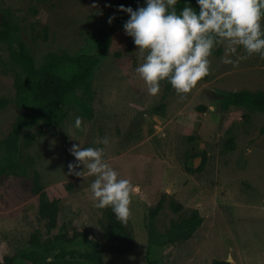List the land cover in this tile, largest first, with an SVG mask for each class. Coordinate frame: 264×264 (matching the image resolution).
Returning a JSON list of instances; mask_svg holds the SVG:
<instances>
[{
    "label": "rangeland",
    "instance_id": "1",
    "mask_svg": "<svg viewBox=\"0 0 264 264\" xmlns=\"http://www.w3.org/2000/svg\"><path fill=\"white\" fill-rule=\"evenodd\" d=\"M122 0H0V27L9 24L38 64L52 53L96 59L87 99L93 117H84L69 100L67 117L26 145L21 161L34 159L28 175L0 178V262L29 246L38 232L52 238L65 226V257L45 264H264V113L237 106L224 108L223 92H264V59L253 55L237 66L222 63L225 45L213 49L209 75L181 100L160 84L150 95L135 69L143 58L124 30L108 46L97 33L118 12ZM96 7H92L93 5ZM199 12L196 0L189 3ZM264 27V20H262ZM244 55L242 48L229 58ZM15 67L9 45L0 43V140L22 112L14 87ZM77 116L81 129H75ZM35 127L31 132L38 133ZM108 137V145L95 140ZM233 139V148L228 142ZM73 144L102 147L105 159L130 180V216L124 223L133 238L125 251L102 248L104 209L94 206L89 191L94 177L68 174ZM201 171H195L202 158ZM1 161V150H0ZM33 170L49 200H60L57 227L40 218L39 196L32 191ZM83 170V166L74 171ZM86 171V169H85ZM162 201L154 215L153 210ZM172 203L180 205L176 210ZM198 210L201 225L176 243L157 244L151 237ZM154 239V238H153ZM13 264H31L17 259Z\"/></svg>",
    "mask_w": 264,
    "mask_h": 264
},
{
    "label": "trees",
    "instance_id": "2",
    "mask_svg": "<svg viewBox=\"0 0 264 264\" xmlns=\"http://www.w3.org/2000/svg\"><path fill=\"white\" fill-rule=\"evenodd\" d=\"M193 0H178L177 12ZM122 6L131 7L136 10L138 7L146 6V0H122ZM112 17V23L106 20L103 28L97 33V41L101 46H108L112 36L123 29V24L129 19L125 12L118 11ZM0 43L9 45L12 61L15 67L14 87L22 112L11 124L7 135L0 140L1 161L0 178L9 173L28 175L34 159L27 158V165L21 161V143L28 145L38 136L54 125L60 124L67 117V105L69 100L86 118L93 117L92 108L87 97H92L91 82L96 65V59L91 56L72 55L68 52L52 53L45 56L42 63L38 64L28 50L26 44L20 39L18 33L9 24H2L0 27ZM161 83L168 87L167 81ZM221 102L224 108L231 105L251 111L264 113V92L240 90L236 92H223ZM6 99L0 100V108L7 105ZM35 127L39 128L38 133L31 132ZM264 134V127L261 129ZM233 148V139L228 140ZM205 163L202 158L200 165L194 169L201 171ZM33 193L39 196L38 212L40 218L47 221L50 230L57 227V218L60 211V200L47 198L43 185L40 182V175L33 170ZM173 208L180 209V205L173 204ZM162 207V201L152 211L155 215ZM105 221L102 222V248L107 253H119L125 251L133 242V238L124 223L118 221L112 212L111 207L105 208ZM202 218L198 210L178 221L173 222L164 233H156L151 237L157 244L176 243L189 239L195 230L201 225ZM65 226L49 239H42L38 232H34L29 239V246L18 251L14 256L4 257V263L13 264L21 259L31 264H45L48 257L64 258L66 253L64 245L73 240L68 238ZM154 238V239H153ZM211 264H230L227 260L215 259Z\"/></svg>",
    "mask_w": 264,
    "mask_h": 264
},
{
    "label": "clouds",
    "instance_id": "3",
    "mask_svg": "<svg viewBox=\"0 0 264 264\" xmlns=\"http://www.w3.org/2000/svg\"><path fill=\"white\" fill-rule=\"evenodd\" d=\"M178 0H146V6L133 10L120 6L129 19L123 24L125 34L133 39L143 62L135 69L150 95H157L162 81H167L181 100L197 83L209 75L213 49L225 45L222 63L237 66L240 60L258 55L264 59V0H196L197 13L185 5L179 13ZM92 7H96L94 4ZM115 17H110L111 24ZM242 48L244 55L235 61L230 56ZM82 117L75 118L74 128L81 129ZM108 145V137L95 140ZM76 164L69 163L68 174L94 177L89 191L98 209L111 207L116 219L126 223L130 216V180L119 178L105 159L102 147L69 149ZM83 166L76 172L75 168ZM86 169V171H85ZM51 261V257L48 258Z\"/></svg>",
    "mask_w": 264,
    "mask_h": 264
},
{
    "label": "water",
    "instance_id": "4",
    "mask_svg": "<svg viewBox=\"0 0 264 264\" xmlns=\"http://www.w3.org/2000/svg\"><path fill=\"white\" fill-rule=\"evenodd\" d=\"M228 262H230V260H227Z\"/></svg>",
    "mask_w": 264,
    "mask_h": 264
}]
</instances>
